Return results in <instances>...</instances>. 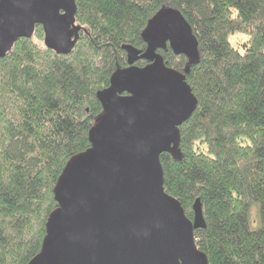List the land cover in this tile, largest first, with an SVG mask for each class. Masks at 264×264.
<instances>
[{
  "label": "trees",
  "instance_id": "trees-1",
  "mask_svg": "<svg viewBox=\"0 0 264 264\" xmlns=\"http://www.w3.org/2000/svg\"><path fill=\"white\" fill-rule=\"evenodd\" d=\"M75 3L69 55L46 48L36 25L0 59V264H28L40 252L54 184L90 146L96 93L130 53L134 65L148 63L143 32L165 9L183 17L198 53L190 61L159 51L197 100L179 128L178 158L159 157L163 188L190 219L200 201L206 226L194 237L207 264H264V0Z\"/></svg>",
  "mask_w": 264,
  "mask_h": 264
},
{
  "label": "water",
  "instance_id": "water-1",
  "mask_svg": "<svg viewBox=\"0 0 264 264\" xmlns=\"http://www.w3.org/2000/svg\"><path fill=\"white\" fill-rule=\"evenodd\" d=\"M75 9V0H0V59L36 25L46 48L69 55L80 29ZM143 38L148 63L134 65L130 53L128 65L96 93L102 111L88 132L90 146L66 162L54 184L57 206L28 264H207L194 237L206 226L200 201L188 218L163 188L159 159L178 158L179 128L197 100L184 73L158 50L169 42L194 61L197 39L171 9L155 14Z\"/></svg>",
  "mask_w": 264,
  "mask_h": 264
},
{
  "label": "flooded vegetation",
  "instance_id": "flooded-vegetation-1",
  "mask_svg": "<svg viewBox=\"0 0 264 264\" xmlns=\"http://www.w3.org/2000/svg\"><path fill=\"white\" fill-rule=\"evenodd\" d=\"M167 47H169V48H170V50H172V51H173V49H171V47H170V43H169V42H167V44H166V46H165V48H164V49H159L158 51H161V50H166V49H167ZM159 53H160V52H159ZM173 54H174V55H176V56H178V55H181V54H182V55H184V56L187 58V60H189V59H188V57L186 56V54H184L183 52H180V53H178V54H175V53H174V51H173Z\"/></svg>",
  "mask_w": 264,
  "mask_h": 264
},
{
  "label": "rangeland",
  "instance_id": "rangeland-1",
  "mask_svg": "<svg viewBox=\"0 0 264 264\" xmlns=\"http://www.w3.org/2000/svg\"><path fill=\"white\" fill-rule=\"evenodd\" d=\"M232 38H233V37H232ZM237 38H238V39H240V38L242 39V37H241V36H238Z\"/></svg>",
  "mask_w": 264,
  "mask_h": 264
}]
</instances>
